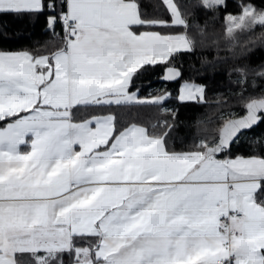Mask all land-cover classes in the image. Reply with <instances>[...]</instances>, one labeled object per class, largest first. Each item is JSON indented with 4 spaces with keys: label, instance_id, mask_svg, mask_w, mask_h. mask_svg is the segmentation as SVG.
I'll use <instances>...</instances> for the list:
<instances>
[{
    "label": "snow or ice",
    "instance_id": "obj_1",
    "mask_svg": "<svg viewBox=\"0 0 264 264\" xmlns=\"http://www.w3.org/2000/svg\"><path fill=\"white\" fill-rule=\"evenodd\" d=\"M8 17L47 39L0 47V264H264V0H0ZM146 74L179 87L143 94Z\"/></svg>",
    "mask_w": 264,
    "mask_h": 264
},
{
    "label": "trees",
    "instance_id": "obj_2",
    "mask_svg": "<svg viewBox=\"0 0 264 264\" xmlns=\"http://www.w3.org/2000/svg\"><path fill=\"white\" fill-rule=\"evenodd\" d=\"M4 20L7 21L6 28L7 32L9 33L8 38L2 39L0 38V47H9L12 49H18L23 47H35L37 45V42L40 44H43L45 40L47 39L44 35H42L41 28L39 26L33 28L30 24L21 23L18 21H15L11 17L8 18H0V24H3ZM220 25H216V29L219 30ZM257 33L260 32V29L258 28ZM209 32H212V29H209ZM2 35V34H0ZM213 37L209 36V41ZM248 39L247 35H242L240 37V43L243 44L245 40ZM264 51V49H261L253 54V59H255L256 63H259V59H256L260 55V52ZM203 54V55H209L210 57L215 55V48L209 43V46L205 49H199L197 56ZM220 56L227 55V52L225 50V45L221 41V50L219 53ZM197 56H193L191 59L188 57H184V67L187 74L188 65L190 63H196L197 67H199ZM161 70H157V73L159 74ZM145 75L143 78V81L137 80V84L141 87V91L143 94H147L148 92H152L157 88H163L167 87L168 90L175 92L176 89L179 87L178 84L168 83L167 85L159 82V75ZM210 96V100H211ZM171 104L172 101H169ZM236 111H239V109H235ZM140 111V118L148 119L150 117V111L147 109H142ZM181 119L187 120L190 124L193 125V131L195 130V122L199 119L202 122H206L203 126L208 127L209 129L215 127L216 122L218 121V117L214 112V105H205L203 107L199 106H189L188 109H182L181 110Z\"/></svg>",
    "mask_w": 264,
    "mask_h": 264
}]
</instances>
